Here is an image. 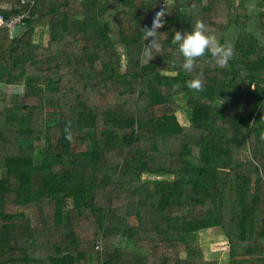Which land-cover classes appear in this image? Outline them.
<instances>
[{"label": "trees", "instance_id": "16d2710c", "mask_svg": "<svg viewBox=\"0 0 264 264\" xmlns=\"http://www.w3.org/2000/svg\"><path fill=\"white\" fill-rule=\"evenodd\" d=\"M118 1L115 34L104 0H0L31 14L0 28V86L24 88L0 109V264H206L212 228L228 264H264V10L258 34L232 0L167 3L149 61L161 0ZM233 15L228 65L186 73L175 32L202 20L223 43Z\"/></svg>", "mask_w": 264, "mask_h": 264}, {"label": "clouds", "instance_id": "9594fccd", "mask_svg": "<svg viewBox=\"0 0 264 264\" xmlns=\"http://www.w3.org/2000/svg\"><path fill=\"white\" fill-rule=\"evenodd\" d=\"M164 13H156L151 27H145L144 40L150 42L145 44L142 56L151 61L156 55L162 51L161 44L158 40V29L163 27L162 17ZM172 43L178 45V53L182 56V69L192 74L195 70L196 61L205 55L210 54L216 66L224 68L234 55V45L231 40L225 38L221 43L217 36L212 33L209 27L202 21L197 20L189 32L176 31ZM187 87L195 92H203L205 90V81L203 73L195 75L187 81ZM65 138L70 142L73 140L71 131V123L65 125Z\"/></svg>", "mask_w": 264, "mask_h": 264}, {"label": "rangeland", "instance_id": "374dc122", "mask_svg": "<svg viewBox=\"0 0 264 264\" xmlns=\"http://www.w3.org/2000/svg\"><path fill=\"white\" fill-rule=\"evenodd\" d=\"M258 2H260V0H256L255 4ZM2 4L6 5L7 3H2ZM8 4L12 5L11 3ZM8 4L4 9H9ZM262 10H263L262 7H256V14L258 13V11L261 12ZM252 22L253 23L251 25V29L254 30L256 33L260 34L262 32V28L259 26V23L255 21ZM20 30L21 27L15 28L11 31L13 35H16L20 32ZM35 38L38 41L41 40L43 42H47L49 38V32L47 28H39ZM23 89H24L23 86H18V87L0 86V109L6 104L4 98L7 95L18 91H23ZM181 104H184V102L181 101ZM177 116L182 124L188 123L189 114L187 109H185L184 107L181 111L177 113ZM199 245L202 249L203 260L206 262V264H228L229 246L225 236L218 229L212 228V229L202 230L199 234Z\"/></svg>", "mask_w": 264, "mask_h": 264}, {"label": "crops", "instance_id": "0c3cea01", "mask_svg": "<svg viewBox=\"0 0 264 264\" xmlns=\"http://www.w3.org/2000/svg\"><path fill=\"white\" fill-rule=\"evenodd\" d=\"M106 3V7H107V11H106V18L109 22L110 27L112 28V31H114V33L116 34V13L117 11L120 9V4L118 0H104ZM167 2V0H165ZM175 0H168L167 3L169 4H173ZM193 0H179V2L184 5V6H188L190 4H192ZM234 2V10L239 6L240 9L242 10H246V13L249 16V29H251V25H252V21L258 22L259 26L262 28V24H261V20H260V11H258V13L256 14V7H261V1L256 3V0H232ZM207 0H202V3L200 5L206 4ZM8 4V3H7ZM6 5L1 3V7L2 8H6ZM9 5V4H8ZM10 6V5H9ZM8 8V7H7ZM240 11H236L235 15L239 14ZM260 12V13H259ZM256 14V15H255ZM235 15H233V19L230 23V27L228 28L227 31V37L232 40L235 41L237 34H238V30L236 28L235 25ZM182 30V28H181Z\"/></svg>", "mask_w": 264, "mask_h": 264}, {"label": "built area", "instance_id": "2783aa9c", "mask_svg": "<svg viewBox=\"0 0 264 264\" xmlns=\"http://www.w3.org/2000/svg\"><path fill=\"white\" fill-rule=\"evenodd\" d=\"M26 3H31V6L35 5L37 3V0H21V4H26ZM166 1L165 0H161L160 1V6L159 9L157 11L158 12H163L164 8L166 6ZM14 8V9H21L20 5H10L9 9ZM263 10H264V3L262 6ZM31 16L30 14V10H23L21 12H15L9 16L4 15L3 13H0V28L6 27L9 28L11 30L15 29V28H19L21 26L22 21L25 18H29ZM163 18V17H162ZM162 28V27H161ZM160 28V29H161ZM158 29V30H160Z\"/></svg>", "mask_w": 264, "mask_h": 264}]
</instances>
